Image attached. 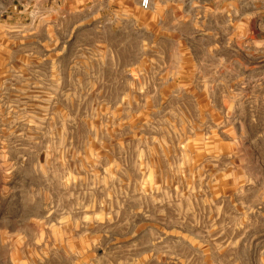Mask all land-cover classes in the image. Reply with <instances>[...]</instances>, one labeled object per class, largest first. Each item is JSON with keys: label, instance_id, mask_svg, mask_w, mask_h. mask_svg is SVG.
Returning a JSON list of instances; mask_svg holds the SVG:
<instances>
[{"label": "rangeland", "instance_id": "rangeland-1", "mask_svg": "<svg viewBox=\"0 0 264 264\" xmlns=\"http://www.w3.org/2000/svg\"><path fill=\"white\" fill-rule=\"evenodd\" d=\"M140 1L0 0V264H264V48Z\"/></svg>", "mask_w": 264, "mask_h": 264}, {"label": "crops", "instance_id": "crops-1", "mask_svg": "<svg viewBox=\"0 0 264 264\" xmlns=\"http://www.w3.org/2000/svg\"><path fill=\"white\" fill-rule=\"evenodd\" d=\"M192 1L194 30L208 40L209 48L232 49L235 41L244 40L264 48V0Z\"/></svg>", "mask_w": 264, "mask_h": 264}, {"label": "built area", "instance_id": "built-area-1", "mask_svg": "<svg viewBox=\"0 0 264 264\" xmlns=\"http://www.w3.org/2000/svg\"><path fill=\"white\" fill-rule=\"evenodd\" d=\"M140 5L143 9H147L150 6V1L149 0H141Z\"/></svg>", "mask_w": 264, "mask_h": 264}]
</instances>
